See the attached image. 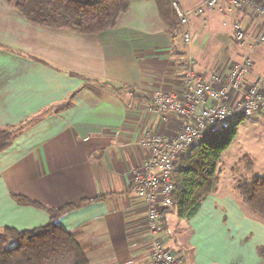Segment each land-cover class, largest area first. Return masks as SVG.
<instances>
[{"label":"crops","instance_id":"1","mask_svg":"<svg viewBox=\"0 0 264 264\" xmlns=\"http://www.w3.org/2000/svg\"><path fill=\"white\" fill-rule=\"evenodd\" d=\"M179 1L186 10L204 2ZM225 12L192 15L189 46L182 34L169 33L155 0H131L113 28L96 34L36 25L0 0V127H23L0 153V227L33 229L51 220L46 209L20 204L14 194L53 208L81 203L58 223L74 233L90 264H150L148 206L130 190L133 171L150 152L139 139L181 130L183 119L149 106L158 89L185 92L189 56L206 79L241 59L263 18L250 9ZM235 24L248 32L244 45L234 38ZM252 57L236 99L264 78V46ZM246 157L255 171L245 154L233 178L222 183L218 174L217 190L191 219L159 206L166 245L185 264H264V221L248 212L234 184Z\"/></svg>","mask_w":264,"mask_h":264},{"label":"trees","instance_id":"2","mask_svg":"<svg viewBox=\"0 0 264 264\" xmlns=\"http://www.w3.org/2000/svg\"><path fill=\"white\" fill-rule=\"evenodd\" d=\"M131 0H6L30 22L53 29H70L80 34H96L113 28ZM173 0H155L159 14L172 35L182 34V25L172 7ZM236 119L212 126L199 143L181 153L173 174L174 208L179 217L191 219L204 199L217 190L218 166L223 153L237 134ZM19 127H0V153L12 145ZM254 162L246 157V172L236 176L235 189L248 212L264 221V174L254 171ZM18 203L46 209L51 217L47 225L21 230L0 227V264H90L76 236L58 223L65 213L81 203L60 208L49 207L28 195L14 194ZM165 227V224H164Z\"/></svg>","mask_w":264,"mask_h":264},{"label":"built area","instance_id":"3","mask_svg":"<svg viewBox=\"0 0 264 264\" xmlns=\"http://www.w3.org/2000/svg\"><path fill=\"white\" fill-rule=\"evenodd\" d=\"M172 7L182 25V38L186 45L193 42L190 19L206 9L225 7V14L233 9H250L255 17H262L261 28L248 43L240 60L233 62L226 74L214 73L206 79L196 69L195 60L189 56L184 73L186 89L177 94L158 89L152 97L149 110L164 117L175 115L183 119L181 130L171 138L154 132H146L139 144L149 149L142 165L133 171L130 182L132 193L148 206L147 231L150 243V264H185L183 255L169 249L164 240V213L159 208L173 206L175 183L173 174L181 153L199 143L207 136L210 127L240 118H264V78L258 77L239 99L234 93L241 92L254 61L252 51L264 44V3L256 0H204L193 10L183 8L179 0ZM234 38L244 45L248 32L235 24Z\"/></svg>","mask_w":264,"mask_h":264},{"label":"rangeland","instance_id":"4","mask_svg":"<svg viewBox=\"0 0 264 264\" xmlns=\"http://www.w3.org/2000/svg\"><path fill=\"white\" fill-rule=\"evenodd\" d=\"M210 10L214 9H206L202 14H198L196 16L206 19L207 12ZM216 26L222 29L227 28V26H224L217 20ZM214 27L215 26L213 25V28ZM209 28L213 33V28L210 22L207 30H209ZM232 46L235 47L233 42ZM260 46H264V44L259 45V47ZM237 131L238 132L230 147L223 153L222 160L218 166V174L222 179V183L224 180L234 177L237 169L233 170V168L237 165L239 166L238 162L245 154H249L252 158H254L255 172L264 174V118H244L240 121ZM241 165L242 164H240V167Z\"/></svg>","mask_w":264,"mask_h":264}]
</instances>
